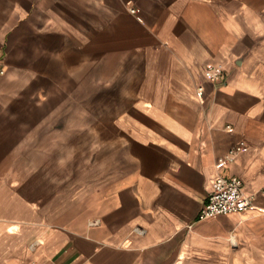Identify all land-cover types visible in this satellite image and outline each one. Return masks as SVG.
Segmentation results:
<instances>
[{
	"label": "crops",
	"instance_id": "0c3cea01",
	"mask_svg": "<svg viewBox=\"0 0 264 264\" xmlns=\"http://www.w3.org/2000/svg\"><path fill=\"white\" fill-rule=\"evenodd\" d=\"M0 57V264H264V0H0Z\"/></svg>",
	"mask_w": 264,
	"mask_h": 264
},
{
	"label": "built area",
	"instance_id": "2783aa9c",
	"mask_svg": "<svg viewBox=\"0 0 264 264\" xmlns=\"http://www.w3.org/2000/svg\"><path fill=\"white\" fill-rule=\"evenodd\" d=\"M4 73L3 59L0 57V74ZM205 76L209 80H217L222 77V70L214 65L205 66ZM237 148L229 151L226 157L220 158V166L225 162L232 160L233 154ZM252 205V196L243 190L242 179L235 175L218 174L212 184V189L206 196V200L198 213V219L215 216L218 214H227L240 212ZM236 233L231 232L229 241L235 244Z\"/></svg>",
	"mask_w": 264,
	"mask_h": 264
}]
</instances>
